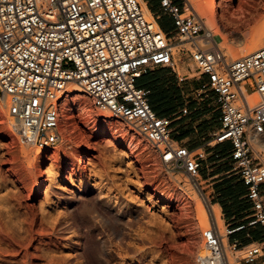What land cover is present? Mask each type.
Returning <instances> with one entry per match:
<instances>
[{
	"label": "rangeland",
	"instance_id": "1",
	"mask_svg": "<svg viewBox=\"0 0 264 264\" xmlns=\"http://www.w3.org/2000/svg\"><path fill=\"white\" fill-rule=\"evenodd\" d=\"M226 1L217 8L216 25L207 19L212 0L188 4L213 31L216 46L233 61L255 52L251 48L264 41V0H232L231 7ZM163 24L167 31L174 29L165 18ZM186 44L174 49L176 71L186 79L174 87L184 97L168 102L158 94L153 98L157 110L167 114L188 106L192 114L173 127L185 123L181 129L194 133L185 143L200 146L213 139L219 112L212 92L198 96L207 79L198 74ZM230 48L244 52L232 59ZM170 72L154 71L164 78L172 77ZM70 89L62 107L61 140L43 151L20 143L0 101V264H197V255L206 254L202 232L209 228V206L218 194L209 186L213 181L206 183L204 176L212 177L214 168L231 169H226L231 165L228 151L216 153L214 164L210 153L218 146L208 150L197 188L188 175L162 165L136 129L95 109L81 89ZM252 145L264 162V136ZM200 204L210 217L207 223ZM119 208L136 218L126 228L124 244L114 217ZM220 218L230 263L245 264L244 252L230 250L222 214Z\"/></svg>",
	"mask_w": 264,
	"mask_h": 264
},
{
	"label": "built area",
	"instance_id": "2",
	"mask_svg": "<svg viewBox=\"0 0 264 264\" xmlns=\"http://www.w3.org/2000/svg\"><path fill=\"white\" fill-rule=\"evenodd\" d=\"M142 1L0 0V101L13 131L25 147L43 151L56 146L62 107L75 86L95 109L136 129L162 165L188 175L197 188L208 150L229 143L231 173L246 187L251 214L246 225L227 228L226 238L247 225L264 228V162L252 145L264 136V46L229 61L188 0H160L161 12L172 19L173 35L161 27L160 15L148 16ZM172 40L190 44L198 74L207 79L198 96L210 91L218 105L213 139L196 149L172 137L173 125L192 113L188 106L160 117L151 91L138 84L158 68L179 75ZM202 243L206 254L197 255V264H230L213 212ZM228 245L237 251V242ZM244 253L242 262L255 264L264 257V247L252 245Z\"/></svg>",
	"mask_w": 264,
	"mask_h": 264
},
{
	"label": "crops",
	"instance_id": "3",
	"mask_svg": "<svg viewBox=\"0 0 264 264\" xmlns=\"http://www.w3.org/2000/svg\"><path fill=\"white\" fill-rule=\"evenodd\" d=\"M143 2L146 5L147 9L151 12V14L160 15V22L163 23V19L165 18L168 22L173 23L172 19L169 16L161 15L162 12L160 9V0H143ZM163 30L165 31V33L169 35H173L174 33V29L171 31H167L166 29ZM158 69H164V68H158ZM155 70L157 69L151 70L146 74H144L138 82L139 86L150 90L152 98H153V94H155L158 90L161 92L160 94L163 95L176 92L178 96H181L182 98L184 97V93L174 87L175 86L174 83L176 82L182 83L179 80V78L181 77L180 75L177 76L175 74H172V72H170L169 75H171L172 77L164 78L160 74L154 73ZM145 78L146 81H144ZM184 80L186 79L184 78ZM177 87H179V84ZM176 112H172V114L169 116H160V115L159 116L172 117ZM183 120L184 119H181L176 123ZM184 125L185 123L181 125H177L172 129L173 131L172 137L179 144H186L185 140H187L189 137H191L194 134L191 131H188L187 129L182 130L181 128H183L182 126ZM218 127H219V122H218ZM186 145L189 146L191 149H196L205 146V145L199 146L198 144L197 145L186 144ZM217 146H218V150L210 153V154H214L212 155L210 160L214 161L215 164L216 163L215 160L219 157L216 153L224 152V151H228L229 154L228 158L230 159L231 145L227 143ZM210 154H207V156H209ZM228 168L231 169L225 172H220V170L215 171L216 168H214L213 169L214 175L212 177H209L210 175L208 176L205 175L204 177L206 178L205 179L206 183H210L211 181H213V183H210L209 186L215 187L218 192L217 199L214 201V205L219 206L223 220L226 223L225 224L226 229L227 228L236 229L240 225L247 224L251 214V207L248 203L244 201V196L246 195V187L243 184L242 180L238 176H235L233 174L230 175L232 171V161L230 166H226V169ZM221 175L223 176L225 175L226 177H223L222 179H218ZM263 241H264V228L261 225H255V226L247 225L245 229L236 231L232 236L228 237L229 244L233 242L238 243V249H237L238 253H243L247 247H250L252 245H262V247H264ZM263 261H264V257H261L255 264H262Z\"/></svg>",
	"mask_w": 264,
	"mask_h": 264
},
{
	"label": "bare ground",
	"instance_id": "4",
	"mask_svg": "<svg viewBox=\"0 0 264 264\" xmlns=\"http://www.w3.org/2000/svg\"><path fill=\"white\" fill-rule=\"evenodd\" d=\"M191 1H193V0H191ZM221 2H222V0H212V10H211V15L209 16V18H207L208 19V23L209 24H212V25H216V18H215V15H216V12H217V8L219 7V5H221ZM225 2V1H224ZM142 3H143V6L145 7V9H146V12H147V14L150 16V18H152V14H151V12L146 8V5L144 4V2L142 1ZM193 3V2H192ZM190 5H191V3H190ZM231 5H232V0H227L226 1V6L227 7H231ZM194 7V6H193ZM259 38V37H258ZM260 38H262V37H260ZM254 40L257 42V40L254 38ZM264 40V37L262 38V41ZM259 41V40H258ZM187 45V44H186ZM264 46V41L263 42H261V44H258V45H256V46H254V47H252L251 48V50L252 51H256V50H258V49H260L261 47H263ZM174 47H175V49H178L179 47H182V45H174ZM229 52H230V56H231V58L232 59H235V58H238L243 52H244V50H234V49H232V48H230V50H229ZM253 53V52H252ZM243 57V56H242ZM241 59V58H240ZM69 87H71V86H69ZM73 87V86H72ZM71 90V89H70ZM72 91V90H71ZM7 113V112H6ZM8 115V114H7ZM64 117V116H63ZM65 118V117H64ZM257 139V138H256ZM255 141V139H253V141L252 142H254ZM42 153V152H41ZM212 207V212H213V215H214V217H215V219H216V221H217V223H218V225H220L221 226V218H220V216H221V210H220V208H219V206H216V205H213V206H211ZM112 208V207H111ZM115 209V208H114ZM120 209V208H119ZM121 210L122 209H120V210H116V211H114L115 212V218H116V220H117V223H118V225L120 226V228L119 229H121V231H120V233H119V235H118V237H119V240H120V243H122L123 242V240H124V238H125V231H126V228L127 227H129V226H131L132 225V223L136 220V218L134 217V215H133V213L132 212H130V211H122L121 212ZM199 210L204 214V222L205 223H207L209 220H210V217L205 213V207L202 205V204H200V207H199ZM114 218V219H115ZM112 221V220H111ZM120 223V224H119ZM224 236V235H223ZM225 241V240H224ZM122 244H124V243H122ZM106 246H107V244H106ZM105 248V247H104ZM106 249V248H105ZM108 252V251H107ZM79 253V252H78ZM77 253V254H78ZM107 256H108V258H110V259H112L111 258V256L109 255V254H107ZM113 257V256H112ZM78 258L80 259V258H84L83 257V254H78ZM230 261V260H229ZM231 264V263H230Z\"/></svg>",
	"mask_w": 264,
	"mask_h": 264
},
{
	"label": "trees",
	"instance_id": "5",
	"mask_svg": "<svg viewBox=\"0 0 264 264\" xmlns=\"http://www.w3.org/2000/svg\"><path fill=\"white\" fill-rule=\"evenodd\" d=\"M160 25H161V27L163 29H165L164 24L162 22H160ZM144 81H146V78L144 79ZM160 93L161 92L158 90L155 94H153V97H154V95L158 94L166 102H168L169 100H174L175 98H178V94L176 92H173V93H170V94H166V95H163V94H160ZM151 102H152V106H153L154 110L157 112L158 115H160V116H169V115L172 114V112L169 113V114H167L166 112L158 111L157 108H156V106L154 105V98H152V95H151Z\"/></svg>",
	"mask_w": 264,
	"mask_h": 264
}]
</instances>
